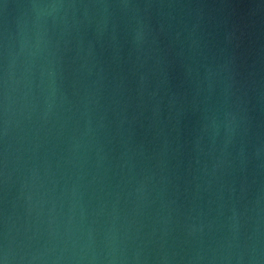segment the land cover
I'll return each mask as SVG.
<instances>
[{
    "label": "water",
    "instance_id": "95a60500",
    "mask_svg": "<svg viewBox=\"0 0 264 264\" xmlns=\"http://www.w3.org/2000/svg\"><path fill=\"white\" fill-rule=\"evenodd\" d=\"M264 264V0H0V255Z\"/></svg>",
    "mask_w": 264,
    "mask_h": 264
},
{
    "label": "clouds",
    "instance_id": "9594fccd",
    "mask_svg": "<svg viewBox=\"0 0 264 264\" xmlns=\"http://www.w3.org/2000/svg\"><path fill=\"white\" fill-rule=\"evenodd\" d=\"M0 264H9L8 254L6 250L3 252L2 255H0Z\"/></svg>",
    "mask_w": 264,
    "mask_h": 264
}]
</instances>
